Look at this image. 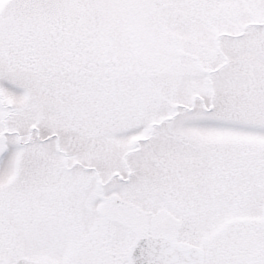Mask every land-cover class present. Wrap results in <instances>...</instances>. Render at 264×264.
Here are the masks:
<instances>
[{
  "label": "snow or ice",
  "instance_id": "obj_1",
  "mask_svg": "<svg viewBox=\"0 0 264 264\" xmlns=\"http://www.w3.org/2000/svg\"><path fill=\"white\" fill-rule=\"evenodd\" d=\"M0 264H264V0H0Z\"/></svg>",
  "mask_w": 264,
  "mask_h": 264
}]
</instances>
